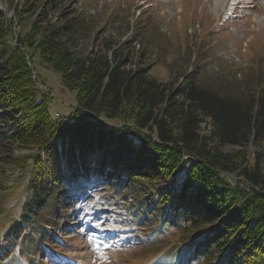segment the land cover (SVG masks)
<instances>
[{
  "label": "trees",
  "instance_id": "trees-1",
  "mask_svg": "<svg viewBox=\"0 0 264 264\" xmlns=\"http://www.w3.org/2000/svg\"><path fill=\"white\" fill-rule=\"evenodd\" d=\"M62 1L11 7L12 15L0 8L1 144L5 149L9 143L12 152L14 146L30 150L15 159L30 169L32 190L5 236L11 241L29 228L35 233L42 211L58 208L78 179H104L133 189L153 225L182 229L197 243L196 257L264 264V153L250 164L244 150L223 149L251 142L264 147V87L243 98L221 93L206 86L198 69L179 83L163 82L135 62L129 40L79 53L71 41L86 21L79 14L52 16ZM36 53L61 73L64 87L76 90L69 114H51ZM184 162L189 165L177 186L176 170Z\"/></svg>",
  "mask_w": 264,
  "mask_h": 264
},
{
  "label": "rangeland",
  "instance_id": "rangeland-1",
  "mask_svg": "<svg viewBox=\"0 0 264 264\" xmlns=\"http://www.w3.org/2000/svg\"><path fill=\"white\" fill-rule=\"evenodd\" d=\"M41 1L0 0V8L11 15L12 8L34 7ZM56 4L52 16L79 14L86 21L71 41L79 53L108 50L110 44L129 40L135 62L163 82L179 83L185 72L198 69L208 80L206 86L221 93L243 98L246 91L259 93L264 87V0H63ZM34 66L40 86L51 99V114H69L76 90L64 87L61 73L38 53ZM200 125L203 132L210 131L205 121ZM1 136L0 264L217 263L196 257V244L186 239L182 229L153 225L155 218L146 217L136 205L139 199H133V189H121L104 179L94 183L78 179L76 185L67 186L59 207L39 215L35 233L29 228L28 235L10 243L4 235L32 196L30 169L15 157L30 150L14 146L12 152L9 143L3 149ZM223 149L244 150L250 164L259 152L264 153L262 144L252 142ZM188 165L184 162L176 170L177 186ZM260 166L264 172V155ZM42 218L48 223L43 225ZM182 241L190 244L181 247Z\"/></svg>",
  "mask_w": 264,
  "mask_h": 264
}]
</instances>
